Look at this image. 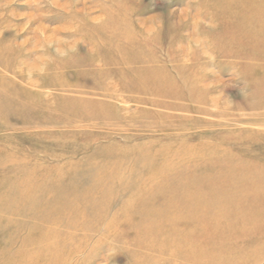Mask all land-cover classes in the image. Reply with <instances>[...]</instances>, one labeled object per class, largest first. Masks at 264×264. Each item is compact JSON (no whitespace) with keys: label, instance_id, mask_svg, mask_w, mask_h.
<instances>
[{"label":"rangeland","instance_id":"obj_1","mask_svg":"<svg viewBox=\"0 0 264 264\" xmlns=\"http://www.w3.org/2000/svg\"><path fill=\"white\" fill-rule=\"evenodd\" d=\"M0 264H264V0H0Z\"/></svg>","mask_w":264,"mask_h":264},{"label":"clouds","instance_id":"obj_2","mask_svg":"<svg viewBox=\"0 0 264 264\" xmlns=\"http://www.w3.org/2000/svg\"><path fill=\"white\" fill-rule=\"evenodd\" d=\"M206 24L211 26V22H206ZM204 55L209 56L211 59H214V57H212L211 54L207 51L204 52ZM236 87H238V86L236 85ZM238 89H240V94L244 95L245 86L243 85V87H239Z\"/></svg>","mask_w":264,"mask_h":264},{"label":"bare ground","instance_id":"obj_3","mask_svg":"<svg viewBox=\"0 0 264 264\" xmlns=\"http://www.w3.org/2000/svg\"><path fill=\"white\" fill-rule=\"evenodd\" d=\"M146 212H148V211H146ZM187 241L189 242V239H187ZM187 246H188V243H187ZM177 249V248H176Z\"/></svg>","mask_w":264,"mask_h":264}]
</instances>
